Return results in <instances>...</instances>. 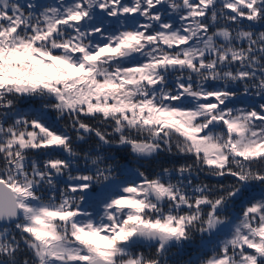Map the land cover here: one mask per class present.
Returning a JSON list of instances; mask_svg holds the SVG:
<instances>
[{
	"label": "snow or ice",
	"instance_id": "obj_1",
	"mask_svg": "<svg viewBox=\"0 0 264 264\" xmlns=\"http://www.w3.org/2000/svg\"><path fill=\"white\" fill-rule=\"evenodd\" d=\"M0 264H264V0H0Z\"/></svg>",
	"mask_w": 264,
	"mask_h": 264
}]
</instances>
